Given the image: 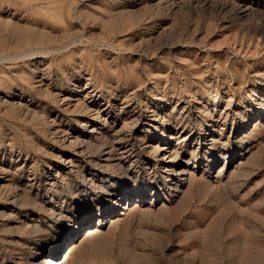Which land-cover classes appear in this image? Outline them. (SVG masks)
<instances>
[{"label": "rangeland", "instance_id": "rangeland-1", "mask_svg": "<svg viewBox=\"0 0 264 264\" xmlns=\"http://www.w3.org/2000/svg\"><path fill=\"white\" fill-rule=\"evenodd\" d=\"M65 234L73 264H264V0H0V264Z\"/></svg>", "mask_w": 264, "mask_h": 264}, {"label": "bare ground", "instance_id": "bare-ground-1", "mask_svg": "<svg viewBox=\"0 0 264 264\" xmlns=\"http://www.w3.org/2000/svg\"><path fill=\"white\" fill-rule=\"evenodd\" d=\"M112 149H113V147H111L110 153H112V151H113ZM109 156H112V154H109ZM176 156H177L176 150H173L172 151L171 161H176L177 160ZM109 159H111V158H107L106 160H109ZM187 166H189V163H188ZM187 166H184L182 168V170L178 172L179 175L183 176V175L188 173V170L186 169ZM223 173H224V168H222L219 171V174L217 175V178H220L223 175ZM191 177H192V175H191ZM131 207L125 206L123 208V210L130 209ZM105 223H106V220L104 221V219H101V218L98 221H95V223H93L92 227H89V228H87L85 230L86 231V236L84 237V239H86V240L87 239L88 240L92 239L93 240V238H95L96 236H98L102 232L101 230L104 228ZM64 237H68V234L63 235L62 237H58L57 238V242H56V246L52 249L53 251L52 252H50V251L48 252L49 256L46 257L45 260H41V259L38 260V262H39L38 264H73L74 263V259L70 255L69 256L67 255L65 257L64 261H62V258H60L59 248H61V247L59 245H60V243H62L63 239H65ZM77 248H78V246H77Z\"/></svg>", "mask_w": 264, "mask_h": 264}]
</instances>
